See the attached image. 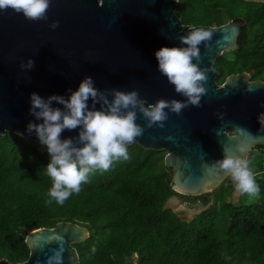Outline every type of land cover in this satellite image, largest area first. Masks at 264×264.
I'll return each instance as SVG.
<instances>
[{
	"label": "water",
	"instance_id": "obj_1",
	"mask_svg": "<svg viewBox=\"0 0 264 264\" xmlns=\"http://www.w3.org/2000/svg\"><path fill=\"white\" fill-rule=\"evenodd\" d=\"M176 5L177 0H50L47 20L26 19L11 9L0 11V135L11 132L38 142L34 132L25 131L29 121L40 122L28 111L29 94L66 96V90H74L84 76H90L101 91L135 89L146 103L185 100L157 70L154 51L181 46L180 35L202 28L210 37L199 45V66L206 74L200 106L188 105L179 114L168 112L163 127L147 126L137 112L135 122L143 131L130 144L165 152L163 162L175 192L201 196L217 189L230 176L212 167L216 160L225 155L246 159L254 147L264 148V126L257 120V114L264 112V81L250 80L248 73L240 72L217 84L214 61L238 49L243 23L184 25L175 15ZM53 20L58 21L55 28L49 27ZM28 58L32 68L21 69ZM76 134V129H65L60 136ZM241 145L244 152L237 150ZM87 238L85 227L58 222L26 234L29 255L24 262L0 259V264L38 260L43 264L57 246H63V264H79L73 246Z\"/></svg>",
	"mask_w": 264,
	"mask_h": 264
},
{
	"label": "trees",
	"instance_id": "obj_2",
	"mask_svg": "<svg viewBox=\"0 0 264 264\" xmlns=\"http://www.w3.org/2000/svg\"><path fill=\"white\" fill-rule=\"evenodd\" d=\"M175 15L188 26L240 20L238 49L214 61L215 81L240 72L264 81V2L177 0ZM126 147L127 160L91 173L58 205L47 195L45 146L16 133L0 135V259L24 262L28 232L71 222L88 230L73 246L79 264H264V148L254 147L246 158L259 193L235 204L220 201L230 177L212 192L184 196L169 184L164 151ZM172 197L202 209L184 220L166 207Z\"/></svg>",
	"mask_w": 264,
	"mask_h": 264
},
{
	"label": "clouds",
	"instance_id": "obj_3",
	"mask_svg": "<svg viewBox=\"0 0 264 264\" xmlns=\"http://www.w3.org/2000/svg\"><path fill=\"white\" fill-rule=\"evenodd\" d=\"M49 3L50 0H0V11L11 9L26 19L47 20ZM57 24L58 21L53 20L49 27L55 28ZM209 37V31L194 28L179 36L181 46H161L154 51L157 70L173 85L174 91L186 97L185 100L158 99L146 103L135 89L101 91L90 76H84L74 90H66V96L29 94L28 111L40 122L29 121L25 131L34 132L38 142L46 148L49 159L44 171L52 181L47 192L51 200L62 205L73 193L80 191L81 184L88 181L91 173L108 170L114 160L129 158L126 146L143 131L135 122L137 112L143 115L147 126L156 123L163 127L168 112L179 114L188 105L200 106L201 96L206 91L202 83L206 74L199 66V45ZM32 66L31 58L20 64L21 69H31ZM53 102L62 107L54 106ZM257 120L264 126V112L257 114ZM65 129H76L77 134L61 138ZM237 150L244 152L245 147L238 146ZM212 167L226 171L240 193L249 196L259 193L246 159L225 155ZM63 252V246H57L45 256L43 264H63Z\"/></svg>",
	"mask_w": 264,
	"mask_h": 264
},
{
	"label": "rangeland",
	"instance_id": "obj_4",
	"mask_svg": "<svg viewBox=\"0 0 264 264\" xmlns=\"http://www.w3.org/2000/svg\"><path fill=\"white\" fill-rule=\"evenodd\" d=\"M249 156L247 157L248 160ZM263 169H264V163H263ZM231 187L229 185L223 186V191L221 193V203L225 201H231L233 203H239L243 202L246 203L250 201L251 196L240 193L237 191L234 187L233 182L231 181ZM228 183V184H230ZM221 190V189H220ZM220 193L221 191L218 190ZM166 207H169L173 209V211L179 215L184 220H189L193 217V215L202 209V206L199 203H193V202H183L181 199L177 197H172L166 202Z\"/></svg>",
	"mask_w": 264,
	"mask_h": 264
},
{
	"label": "flooded vegetation",
	"instance_id": "obj_5",
	"mask_svg": "<svg viewBox=\"0 0 264 264\" xmlns=\"http://www.w3.org/2000/svg\"><path fill=\"white\" fill-rule=\"evenodd\" d=\"M251 80V79H250ZM256 148V147H255Z\"/></svg>",
	"mask_w": 264,
	"mask_h": 264
}]
</instances>
